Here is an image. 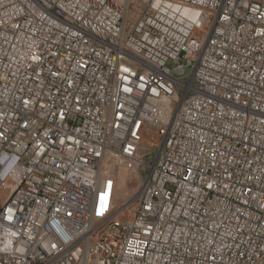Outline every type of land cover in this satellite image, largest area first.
Masks as SVG:
<instances>
[{
  "label": "built area",
  "instance_id": "obj_1",
  "mask_svg": "<svg viewBox=\"0 0 264 264\" xmlns=\"http://www.w3.org/2000/svg\"><path fill=\"white\" fill-rule=\"evenodd\" d=\"M0 264H264V0H0Z\"/></svg>",
  "mask_w": 264,
  "mask_h": 264
},
{
  "label": "rangeland",
  "instance_id": "obj_2",
  "mask_svg": "<svg viewBox=\"0 0 264 264\" xmlns=\"http://www.w3.org/2000/svg\"><path fill=\"white\" fill-rule=\"evenodd\" d=\"M146 179L133 163L112 162L102 166L96 191V218L109 214H120L124 218L133 216L135 195Z\"/></svg>",
  "mask_w": 264,
  "mask_h": 264
},
{
  "label": "bare ground",
  "instance_id": "obj_3",
  "mask_svg": "<svg viewBox=\"0 0 264 264\" xmlns=\"http://www.w3.org/2000/svg\"><path fill=\"white\" fill-rule=\"evenodd\" d=\"M94 204L96 205V199H95V201H94Z\"/></svg>",
  "mask_w": 264,
  "mask_h": 264
}]
</instances>
